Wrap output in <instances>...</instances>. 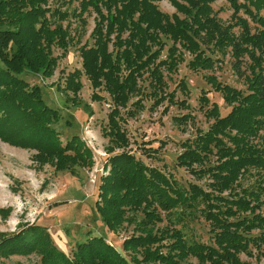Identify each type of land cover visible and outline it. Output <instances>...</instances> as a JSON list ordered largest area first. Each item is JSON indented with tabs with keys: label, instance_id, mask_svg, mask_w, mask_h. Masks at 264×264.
<instances>
[{
	"label": "trees",
	"instance_id": "trees-1",
	"mask_svg": "<svg viewBox=\"0 0 264 264\" xmlns=\"http://www.w3.org/2000/svg\"><path fill=\"white\" fill-rule=\"evenodd\" d=\"M155 1L78 0L76 7L68 9L51 8L48 0H0V141L34 149L33 158L39 163L49 162L70 174L91 166L90 149L77 134L60 138L54 126L58 111L44 102L39 85L28 84L20 75L50 77L72 41L67 18L74 17L80 28L85 24L84 12L95 13L89 33L92 42L78 47L80 69L63 73L62 83L55 87L73 95L83 74L92 90H102L109 97L102 128L107 138L102 164L106 173L99 177L94 207L111 232L123 224L133 225L121 242L127 259L101 235L89 234L74 244L68 256L53 243L46 227L34 223L0 232V258L36 252V264H184L188 257L198 264H251L239 255L250 257L252 249L258 252L264 246V212L259 211L261 206L264 210V0H226L238 35L211 14L212 0H169L183 18L162 13ZM239 10L253 26L237 15ZM178 45L191 54L187 66L192 70L218 61L205 54L201 45L218 50L229 46L231 67L246 83V90L240 91L212 75L204 76L229 110L220 115L214 102L207 106L202 91L203 111L211 122L206 130L196 129L194 136L180 142L175 162L194 177H207L205 186L182 185L125 148L129 138L124 115L132 117L143 108V94L155 106L163 100L178 104L173 93L165 90L163 73L169 77L182 61ZM54 49L59 53L53 54ZM144 73L147 91L138 84ZM177 86L186 89L182 80ZM92 94L93 100L100 98ZM82 106L89 110L87 104ZM115 148L122 150L115 152ZM158 148L141 147V153L154 158ZM210 157H215L214 162H208ZM251 171L258 183L241 187V177ZM194 215L207 223L209 242L186 236L187 219ZM162 221V226L156 225Z\"/></svg>",
	"mask_w": 264,
	"mask_h": 264
},
{
	"label": "rangeland",
	"instance_id": "rangeland-1",
	"mask_svg": "<svg viewBox=\"0 0 264 264\" xmlns=\"http://www.w3.org/2000/svg\"><path fill=\"white\" fill-rule=\"evenodd\" d=\"M77 1L48 0V5L51 8L68 6V9H71L76 7ZM180 2L182 1L180 0ZM237 2L239 3L241 0H237ZM154 3L162 13L175 14L178 18L184 17L181 12L176 11L169 0H156ZM208 6L211 14L220 24L231 25L230 31L234 35H238L239 27L233 24L232 8L226 0H212ZM237 15L245 18L251 26L254 25L244 12L239 10ZM82 16L85 19V24L80 28H77L78 23L74 17L67 18L71 23L72 41L67 46L66 53L58 57L50 77L42 78L40 74L29 72L21 73L20 76L28 84H36L41 87L44 102L49 107L56 109L60 116L59 121L54 125L60 138L63 140L71 134H77L79 139L90 149L92 164L89 167L76 168V173L70 174L64 170H56L54 165L49 162L39 163L33 158L37 152L34 149L15 147L0 141V232H13L20 225L30 223L43 225L57 248L68 256L74 244L82 241L87 234L101 235L127 259L128 255L121 248V242L131 234L133 225L123 224L121 228L111 232L101 222L94 207L99 177L106 173L102 164L107 155L104 148L107 138L103 135L102 128L109 109V97L102 90H92L83 74L78 79L81 87L73 94L74 96L69 90L65 94L55 87L57 82L62 83L61 75L63 73L80 69L78 47L83 44L90 45L92 42L89 33L95 22V13L90 9L85 11ZM65 21L63 20L62 24H65ZM169 43L167 40L166 44ZM239 44H241L240 41ZM177 47L182 53V61L177 64L176 70L171 72L169 77L165 70L163 73L166 82L165 90L168 93H173L178 104H169L167 100H163L155 106L152 98L148 94H143L141 97L143 108L139 109L132 117L124 115L123 127L129 138V145L125 148L145 163L155 165L166 174H171L182 185L190 182L205 186V183L208 182L207 177H194L183 167L177 166L175 162L176 155L181 151L180 142L194 136L196 129L206 130L211 122V118L207 117L203 111L205 107H203L200 97L202 91L206 93L207 106L210 102H214L220 115H224L229 110V106L221 94L211 88L204 76L212 75L216 81L228 84L240 91L246 90V83L231 67V48L229 46L218 50L212 45L209 47L201 45L205 54L218 58V61H214L212 67L196 70L187 66L191 54L179 45ZM108 48L110 49V45ZM164 52L163 50L161 57H164ZM222 52H225L224 55L220 54ZM58 53L59 50H53V54ZM245 57L244 59L247 61ZM242 68L243 66H241V70ZM145 76L146 73L138 80V84L144 86V91H147ZM181 80L186 87L183 91L177 86ZM92 92L98 93L100 98L93 100ZM72 96L74 98H71ZM138 97L140 95L136 96V98ZM83 104L89 106L88 111L83 108ZM186 114L189 118L183 119L182 116ZM149 146L159 147L154 158L141 153V147ZM120 150L122 148H115L113 151ZM214 159L215 157H210L208 162L212 163ZM256 183L258 181L255 179L253 171L240 179L241 187H251ZM261 185L264 186V182ZM259 211L264 212L262 206ZM164 223L165 221H162L156 225L162 226ZM184 231H186L187 237L202 242L210 241L207 223L200 216L194 215L188 218ZM257 232V230H252L253 234H257ZM252 250L250 257L244 254H240L239 257L251 264H264V246L258 252ZM38 261L39 255L36 252L26 255L11 254L0 258V264H36ZM184 264L198 263L193 257H188Z\"/></svg>",
	"mask_w": 264,
	"mask_h": 264
}]
</instances>
